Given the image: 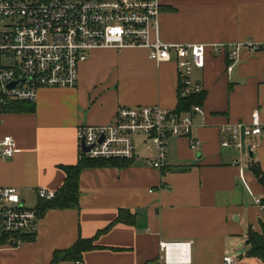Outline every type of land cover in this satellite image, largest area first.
I'll use <instances>...</instances> for the list:
<instances>
[{"label": "crops", "instance_id": "obj_1", "mask_svg": "<svg viewBox=\"0 0 264 264\" xmlns=\"http://www.w3.org/2000/svg\"><path fill=\"white\" fill-rule=\"evenodd\" d=\"M160 2L162 41L207 45L205 65L193 73L202 102L192 106L202 109L193 112L191 136L200 145L193 149L189 137H170L163 170L144 157L124 167L83 169L80 208L46 210L34 239L0 244V264H50L56 252L72 248L80 237L95 238L97 246L84 252L80 264H228L227 255L234 257L231 264H264L247 254L249 230H261L264 210L239 176L243 170L263 201L264 186L251 166L264 171V135L246 140L237 151L221 146L220 131L224 124L250 121L256 108L264 124V0ZM216 43L242 47L231 60L213 50ZM149 53L141 46L96 48L81 63L76 86L40 88L32 112L6 109L0 136L12 135L16 152L0 160V186L16 187L22 202L36 207L38 189L57 191L66 179L63 167L81 160V125L108 124L121 106L179 109L176 60L158 62ZM249 142L258 143L254 157ZM239 159L241 165L235 163ZM121 210L130 222L113 224ZM162 242H191V261L165 262ZM168 252L175 256L179 249Z\"/></svg>", "mask_w": 264, "mask_h": 264}, {"label": "built area", "instance_id": "obj_2", "mask_svg": "<svg viewBox=\"0 0 264 264\" xmlns=\"http://www.w3.org/2000/svg\"><path fill=\"white\" fill-rule=\"evenodd\" d=\"M160 14V0H0V126L12 103L34 101L40 88L76 86L81 63L100 47L141 46L158 62L175 59L180 69V98L200 94L202 86L193 80V73L195 68L204 67L207 45L162 41ZM248 45L255 48L251 42ZM241 47L239 43L213 44L215 52H225L231 60ZM232 69L230 65L228 71ZM16 81L22 83L8 87ZM201 109L196 104L190 111L160 105L121 106L110 123L79 127L80 157L130 161L144 157L163 170L170 137H189L193 149L200 145L191 136V129L193 112ZM220 131L222 147L242 151L246 140L264 135L261 111L256 108L250 121L227 123ZM249 145L254 150L258 143ZM141 150L147 153L141 154ZM15 152L14 137L0 136V160L12 158ZM239 176L264 210L262 198L251 191L243 170ZM37 193L40 198L55 196V191L45 188ZM39 219L37 208L26 206L16 187L0 186V240L7 238L5 243L10 245L26 242L37 233ZM190 246L191 242H162L164 261L190 262ZM172 247L179 249L175 256L169 255ZM224 260L231 264L234 257L227 255Z\"/></svg>", "mask_w": 264, "mask_h": 264}, {"label": "trees", "instance_id": "obj_3", "mask_svg": "<svg viewBox=\"0 0 264 264\" xmlns=\"http://www.w3.org/2000/svg\"><path fill=\"white\" fill-rule=\"evenodd\" d=\"M202 97L199 94L192 95L186 99L180 98V110L190 109L193 103H201ZM7 109L18 112H32L36 109L33 101H17L12 103ZM131 163L130 160L113 159V160H97L88 157H82L76 165L64 166L66 172V179L64 184L55 191V196L51 199L40 198L36 206L39 216H43L46 210L50 208H80V174L83 169L95 166H117L124 167ZM251 170L264 186V171L257 165L253 164ZM264 203V199L262 201ZM127 211L121 210L116 220L113 222H130V217L125 215ZM261 230H249L247 244L250 246L247 254L256 256L264 260V221L260 222ZM111 227V224L100 232H104ZM36 235V234H35ZM35 235L28 236L27 241L34 239ZM95 238H79L72 248L56 252L50 264H57L60 259H71L74 261H81L84 252L95 249L97 246L94 244ZM7 241V238L0 240L2 244ZM62 254V255H61Z\"/></svg>", "mask_w": 264, "mask_h": 264}, {"label": "water", "instance_id": "obj_4", "mask_svg": "<svg viewBox=\"0 0 264 264\" xmlns=\"http://www.w3.org/2000/svg\"><path fill=\"white\" fill-rule=\"evenodd\" d=\"M20 83H22V81H16V82H13L12 84H10L8 87H11V86H13V85H18V84H20ZM83 147H84V149H85L86 151L89 150V148H88L87 146H85L84 143H83ZM248 151H249L250 156H251V157H254V152H253V150L251 149V146H250V145H249V147H248Z\"/></svg>", "mask_w": 264, "mask_h": 264}, {"label": "rangeland", "instance_id": "obj_5", "mask_svg": "<svg viewBox=\"0 0 264 264\" xmlns=\"http://www.w3.org/2000/svg\"><path fill=\"white\" fill-rule=\"evenodd\" d=\"M144 153H146V152H144Z\"/></svg>", "mask_w": 264, "mask_h": 264}]
</instances>
